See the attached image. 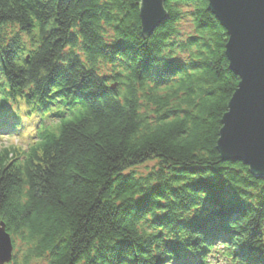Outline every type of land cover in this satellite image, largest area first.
<instances>
[{
  "label": "trees",
  "instance_id": "16d2710c",
  "mask_svg": "<svg viewBox=\"0 0 264 264\" xmlns=\"http://www.w3.org/2000/svg\"><path fill=\"white\" fill-rule=\"evenodd\" d=\"M141 6L0 0V222L24 264H264V176L217 149L227 31L166 0L146 35Z\"/></svg>",
  "mask_w": 264,
  "mask_h": 264
},
{
  "label": "water",
  "instance_id": "95a60500",
  "mask_svg": "<svg viewBox=\"0 0 264 264\" xmlns=\"http://www.w3.org/2000/svg\"><path fill=\"white\" fill-rule=\"evenodd\" d=\"M226 29L225 53L238 87L222 117L217 149L224 160L242 161L264 176V0H207ZM166 0H142L143 33L149 35L166 16ZM14 257V243L0 222V264Z\"/></svg>",
  "mask_w": 264,
  "mask_h": 264
},
{
  "label": "rangeland",
  "instance_id": "374dc122",
  "mask_svg": "<svg viewBox=\"0 0 264 264\" xmlns=\"http://www.w3.org/2000/svg\"><path fill=\"white\" fill-rule=\"evenodd\" d=\"M183 29L184 30H189V24L184 23L183 24ZM21 140L16 137V136H8V135H3L0 136V149L3 147H8L12 144H21ZM151 164H149L150 166ZM139 170L141 172L146 171L145 167H140ZM26 246L25 244L19 239L15 238V246H14V255H15V260L11 261L9 264H14L15 261H17L20 264H24L23 260V255L25 253ZM28 264H47V261L45 259H32ZM211 264H226L223 260H212Z\"/></svg>",
  "mask_w": 264,
  "mask_h": 264
}]
</instances>
